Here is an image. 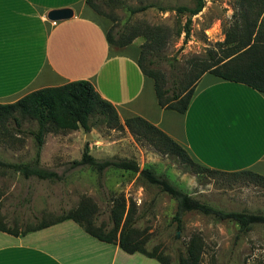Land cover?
I'll return each mask as SVG.
<instances>
[{"label":"rangeland","instance_id":"1","mask_svg":"<svg viewBox=\"0 0 264 264\" xmlns=\"http://www.w3.org/2000/svg\"><path fill=\"white\" fill-rule=\"evenodd\" d=\"M141 6L151 7L130 13L129 8ZM193 6L194 0H118L104 9L116 18L112 23L115 34L120 29L124 31V27L141 31L161 28L168 33L164 45L146 59L148 65L164 73L171 85L183 79L193 61L205 58L210 50L218 51L227 30L235 23V0H205L204 9L195 16L176 11L178 7ZM141 38L145 43L147 39ZM20 118L19 125L10 120L8 132H0V159L32 165L39 149L33 135L38 123L30 117ZM120 122L121 129L112 128L93 116L89 131L80 127L45 134L39 167L56 172L60 179L25 178L0 167V224L25 231L58 219L88 197L97 208V223L108 225L111 200L124 196L127 209H131L133 228L146 241L145 248H158L172 263L185 256L189 241L197 235L204 243L202 264H264V224H255L244 233L233 221H217L198 212L183 213L178 221L177 202L138 173L114 167L98 173L87 165H73L86 149L98 162L135 160L141 169H152L184 193L215 209L264 215V185L241 176L194 174L179 159L158 152L148 139L135 136L121 118Z\"/></svg>","mask_w":264,"mask_h":264},{"label":"crops","instance_id":"2","mask_svg":"<svg viewBox=\"0 0 264 264\" xmlns=\"http://www.w3.org/2000/svg\"><path fill=\"white\" fill-rule=\"evenodd\" d=\"M61 9L73 16L48 19ZM112 26L86 0H0V104L87 80L122 120L144 118L198 164L264 176V93L206 73L186 113L163 109L154 81L138 65L143 38L111 45L106 33ZM17 232L0 230V264H160L96 239L72 220Z\"/></svg>","mask_w":264,"mask_h":264},{"label":"trees","instance_id":"3","mask_svg":"<svg viewBox=\"0 0 264 264\" xmlns=\"http://www.w3.org/2000/svg\"><path fill=\"white\" fill-rule=\"evenodd\" d=\"M118 0H86V4L97 14L108 18L112 23L116 18L104 8ZM237 12L234 14L235 23L226 32V39L217 51L210 50L205 58L192 62L188 70L184 71L183 79L169 80L160 70L148 65L146 57L155 49L164 45L168 33L161 28H144L143 31L133 27L124 31L121 29L114 33L113 25L106 33L109 44L125 47L136 38L144 36L147 40L141 45L138 65L141 72L154 81L158 104L163 109L186 113L200 79L206 73L213 74L224 80L247 85L264 93V0H235ZM151 6L129 8L131 14L147 10ZM205 0H194V6L178 7V12H188L195 16L202 12ZM186 32L189 34L188 23ZM180 35V31L178 32ZM30 117L37 121L38 131L34 137L39 149L34 164H13L0 159V167L11 169L25 178L36 177L39 180L60 179L56 172L44 170L39 167L41 148L44 144L45 134L63 131H75L80 127L89 131L90 118L96 116L102 123L112 128L121 129L123 124L116 108L103 99L91 82L78 80L59 87H49L34 91L11 104H0V132H8V122L14 120L18 125L20 117ZM124 125L137 137L148 139L160 153L175 157L187 166L194 174L204 172L212 174H228L241 176L250 182L264 185V176L253 171H240L234 173L221 172L204 167L195 162L189 153L162 130L152 125L142 117H132L124 121ZM73 165H87L98 173L108 167L138 173L147 183L157 187L177 202L178 211L176 220L186 212H198L213 217L217 221H233L240 227V231L248 233L255 224H264V215L249 214L245 212H224L209 205L201 203L187 193L175 187L169 180L159 177L152 169H141L135 160L98 162L86 149L81 160ZM109 215V223H97V208L91 198L85 197L78 207L62 214L61 217L50 222H41L32 226L25 232L37 231L63 221L72 220L83 230L96 239L118 244L122 250L129 254L141 253L149 258L156 259L160 264H202L204 243L201 237L194 235L189 241L186 254L176 263H172L169 256L158 252V248L149 251L145 248V240L133 228L131 209H127V200L124 196L114 197ZM0 230L16 234L3 224Z\"/></svg>","mask_w":264,"mask_h":264},{"label":"water","instance_id":"4","mask_svg":"<svg viewBox=\"0 0 264 264\" xmlns=\"http://www.w3.org/2000/svg\"><path fill=\"white\" fill-rule=\"evenodd\" d=\"M73 16L71 9L53 10L48 14V19L51 21L66 20Z\"/></svg>","mask_w":264,"mask_h":264}]
</instances>
